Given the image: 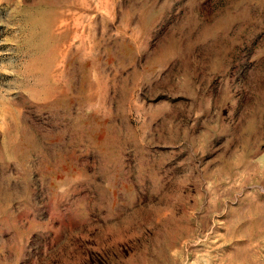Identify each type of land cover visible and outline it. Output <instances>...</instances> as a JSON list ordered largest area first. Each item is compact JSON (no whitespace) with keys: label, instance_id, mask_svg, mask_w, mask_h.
<instances>
[{"label":"rangeland","instance_id":"rangeland-1","mask_svg":"<svg viewBox=\"0 0 264 264\" xmlns=\"http://www.w3.org/2000/svg\"><path fill=\"white\" fill-rule=\"evenodd\" d=\"M0 264H264V0H0Z\"/></svg>","mask_w":264,"mask_h":264}]
</instances>
